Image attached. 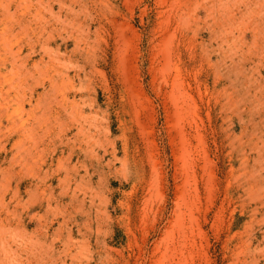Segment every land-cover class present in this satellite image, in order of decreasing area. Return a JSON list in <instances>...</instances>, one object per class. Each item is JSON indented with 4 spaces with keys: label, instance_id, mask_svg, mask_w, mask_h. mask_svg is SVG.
I'll return each mask as SVG.
<instances>
[{
    "label": "rangeland",
    "instance_id": "374dc122",
    "mask_svg": "<svg viewBox=\"0 0 264 264\" xmlns=\"http://www.w3.org/2000/svg\"><path fill=\"white\" fill-rule=\"evenodd\" d=\"M0 264H264V0H0Z\"/></svg>",
    "mask_w": 264,
    "mask_h": 264
},
{
    "label": "bare ground",
    "instance_id": "6f19581e",
    "mask_svg": "<svg viewBox=\"0 0 264 264\" xmlns=\"http://www.w3.org/2000/svg\"><path fill=\"white\" fill-rule=\"evenodd\" d=\"M123 67V66H122ZM171 70V69H170ZM123 71V70H122ZM33 138V137H32ZM28 139V138H27ZM33 140V139H32ZM20 144V143H19ZM17 146V145H16ZM28 148V147H27ZM208 181V180H207Z\"/></svg>",
    "mask_w": 264,
    "mask_h": 264
}]
</instances>
